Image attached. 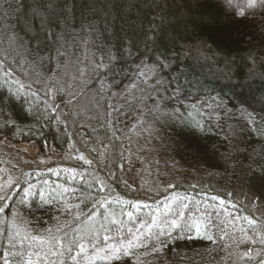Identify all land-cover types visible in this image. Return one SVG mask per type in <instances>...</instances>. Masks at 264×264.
Listing matches in <instances>:
<instances>
[{
  "label": "trees",
  "instance_id": "trees-1",
  "mask_svg": "<svg viewBox=\"0 0 264 264\" xmlns=\"http://www.w3.org/2000/svg\"><path fill=\"white\" fill-rule=\"evenodd\" d=\"M85 51L94 65L80 95L102 98L96 128L82 122L76 132L104 144L113 123L137 119V137L159 132L158 149L179 162L187 184L126 191L110 180L102 188L98 163L7 166L3 142L59 158L69 148L71 124L58 108L70 93L57 76ZM6 166L17 180L0 197V264H230L242 252L245 264H264V240L249 243L262 225L249 221L254 204L231 196L252 193L264 209V8L0 0V176ZM85 223L92 228L79 232ZM128 241L127 254L106 258Z\"/></svg>",
  "mask_w": 264,
  "mask_h": 264
},
{
  "label": "rangeland",
  "instance_id": "rangeland-1",
  "mask_svg": "<svg viewBox=\"0 0 264 264\" xmlns=\"http://www.w3.org/2000/svg\"><path fill=\"white\" fill-rule=\"evenodd\" d=\"M217 1L237 15L252 14L258 9L264 8V0ZM84 55V58L81 60L77 58L69 60L65 65L66 70L57 76V81L61 75L64 76L60 79L64 81L66 89L70 93L69 98L67 97L68 103L64 102L58 108L61 113L68 115L69 123L71 124L72 143L69 148L59 158L53 153L50 155H39L38 148L30 143L11 145L3 142L2 149H5L11 155V160L7 162V166L11 167L10 162H13L15 169H27L37 164H40V166L48 165L51 163V160H54L61 162L62 165H70V167L77 161L80 166L85 163L83 166L95 169L98 163L101 168V175H98V177L102 188L105 187V184L109 185L106 181L110 180L114 182V185H118L126 191L128 188L159 190L169 183H174L175 185L187 184L189 179L183 175L184 171L178 165L179 162L177 163L171 154L166 155L158 149V144L162 138L159 132L146 128L145 132L140 137H137V131L133 130L134 126H136L135 123L138 121L137 119H131L127 122L122 120L116 123V126L113 123L110 126V140L104 144L100 142L93 143L84 133L80 135V133L76 132V127L82 122L90 123L91 130L96 128V125L91 121V115L97 111L96 106L100 105L102 98L101 95L94 93L92 90L86 91L84 97L80 95L81 89L85 81L88 80L89 73L94 65L91 63L90 58H88L91 56L87 51L84 52ZM53 81L56 83L55 80ZM50 84H52V81ZM44 89L48 90L46 87ZM136 91L133 90L130 96L125 97V103H128L130 106L132 105ZM120 97L117 100L123 101ZM123 123H125L124 129L122 128ZM7 166L0 176V197L2 196V192L13 186V181L17 178V175L14 176L11 174L12 172L7 171ZM55 168H57V165L53 167V169ZM232 193L230 192L231 196L239 199L242 205L254 204L251 209L253 215L249 216V221L262 225L256 232L250 234L249 237L251 239L249 243L252 241L262 242L261 240H264V236L261 237V234H264V209L258 206L252 193ZM117 194L122 197L120 192H117ZM123 198L132 204L134 208L138 207V204L135 202L136 200ZM105 212L113 217L116 214L111 207H106ZM91 228V223H85L79 229V232L86 233ZM242 235L246 234L243 233ZM241 244L244 245L243 240H241ZM247 251H250V249L247 248ZM243 254L244 252L241 255L238 254L230 264H245L246 262L242 259Z\"/></svg>",
  "mask_w": 264,
  "mask_h": 264
},
{
  "label": "snow or ice",
  "instance_id": "snow-or-ice-1",
  "mask_svg": "<svg viewBox=\"0 0 264 264\" xmlns=\"http://www.w3.org/2000/svg\"><path fill=\"white\" fill-rule=\"evenodd\" d=\"M129 215H131V213H129ZM173 224H175V221H173ZM106 239H108V238L106 237ZM79 247L81 250H83L84 246H83V244H80ZM130 247H131V241H128L127 247H125L124 245H120V246H117L115 244L110 245L109 252H108V255L106 258H109V259L117 258L118 259L120 253L123 252V253L127 254L128 248H130Z\"/></svg>",
  "mask_w": 264,
  "mask_h": 264
}]
</instances>
